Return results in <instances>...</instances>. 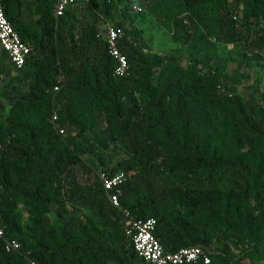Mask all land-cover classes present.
I'll list each match as a JSON object with an SVG mask.
<instances>
[{"label": "trees", "instance_id": "16d2710c", "mask_svg": "<svg viewBox=\"0 0 264 264\" xmlns=\"http://www.w3.org/2000/svg\"><path fill=\"white\" fill-rule=\"evenodd\" d=\"M54 1L33 0L27 23L22 0H0L31 70L27 92L0 111V223L21 244L7 252L0 243V264H148L122 209L154 219L166 252L199 246L210 264L264 262V106L257 91L237 92L241 64L264 62V0H89L60 17ZM131 3L188 46L186 60L148 51ZM116 16L107 25L126 33L122 78L99 31ZM98 113L125 155L120 166L93 144ZM99 169L126 172L121 209Z\"/></svg>", "mask_w": 264, "mask_h": 264}, {"label": "built area", "instance_id": "2783aa9c", "mask_svg": "<svg viewBox=\"0 0 264 264\" xmlns=\"http://www.w3.org/2000/svg\"><path fill=\"white\" fill-rule=\"evenodd\" d=\"M22 2H33V0H22ZM78 0H55L53 6L54 17H60L68 10L74 8ZM131 10L141 12L142 8L135 3H131ZM126 33L123 30H115L111 25H106L104 29V41L107 53L115 61L113 75L122 78L127 73L126 56L120 51L118 40L124 38ZM0 49L7 56V60L16 70L25 67L26 58L29 54V47L20 39L14 26L6 19L0 6ZM63 77L58 79V85L53 90L58 91ZM57 114L53 112L50 122L55 125ZM59 134L63 135V129L57 128ZM97 177L106 192L107 199L115 208L121 209L120 196L122 185L126 179V172L122 169L108 172L106 169H99ZM126 216L125 235L131 240L135 254L148 264H210L209 253L202 247H183L175 252L164 251L159 240L154 237L153 230L155 220L137 219L132 217L127 209H122ZM0 243L7 252L21 251V244L14 239L5 237L4 228L0 223Z\"/></svg>", "mask_w": 264, "mask_h": 264}, {"label": "rangeland", "instance_id": "374dc122", "mask_svg": "<svg viewBox=\"0 0 264 264\" xmlns=\"http://www.w3.org/2000/svg\"><path fill=\"white\" fill-rule=\"evenodd\" d=\"M34 3V2H32ZM90 6L89 0H79V6L73 8L78 15L82 14L86 8ZM134 16V25L139 27L141 30V36L145 47L149 52L159 54L161 56H168L174 52H178L184 58L188 57V46L176 43L173 41L171 33L160 26L156 20L148 13L134 12L131 10ZM31 16H25V22L33 23L35 22L36 15L33 11ZM118 20L116 16L112 20L101 21L99 25V31L101 35H104V25L114 23ZM128 27H130L128 25ZM76 38L80 40V31L76 30ZM104 38V36H103ZM232 46H225L222 48V52L227 54L229 50L232 53H236V49L231 48ZM230 52V53H231ZM238 63L232 61L229 64L228 72L233 73L236 70ZM27 68L21 70L14 69L6 55L0 50V111H5L8 109L10 103L18 96L24 94L28 90V85L31 80V73L26 72ZM239 73L243 75L242 83L237 86V92L240 94L242 99H245L248 94L256 93L260 99V103L264 106V62H251L243 63L239 68ZM98 120L94 128V136L96 147L100 148V151L106 156L108 160V166H120L122 162L126 160L125 155L120 152V143L115 142L109 135L107 127L104 122V118L101 113H98ZM85 153L83 157L86 161H95V158ZM46 225L49 220H45ZM217 247L222 245L221 241L216 243ZM232 256H237L236 250L230 248ZM244 264H264L261 261L250 262L248 260L244 261Z\"/></svg>", "mask_w": 264, "mask_h": 264}, {"label": "crops", "instance_id": "0c3cea01", "mask_svg": "<svg viewBox=\"0 0 264 264\" xmlns=\"http://www.w3.org/2000/svg\"><path fill=\"white\" fill-rule=\"evenodd\" d=\"M23 10H22V19L25 21V16L29 14V16H31V12L33 11V3L32 2H23ZM34 13V12H33ZM35 15V14H34ZM28 23V22H27ZM1 50V49H0ZM26 72L31 73L30 69H27Z\"/></svg>", "mask_w": 264, "mask_h": 264}]
</instances>
